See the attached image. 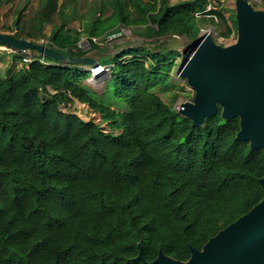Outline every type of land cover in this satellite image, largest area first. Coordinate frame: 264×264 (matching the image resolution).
Masks as SVG:
<instances>
[{
  "label": "trees",
  "instance_id": "trees-1",
  "mask_svg": "<svg viewBox=\"0 0 264 264\" xmlns=\"http://www.w3.org/2000/svg\"><path fill=\"white\" fill-rule=\"evenodd\" d=\"M112 1L115 10L103 21L117 23L103 28L97 16L66 29V1L46 0L38 14L39 23L61 16L47 46L59 39L54 49L74 57H83L74 49L84 35L92 43L120 23L145 25L141 36L158 46L144 42L114 54L103 94L85 83L86 66L46 63L33 51H15L32 61L0 77V264H144L159 252L186 261L189 246L201 249L264 197V153L236 140L238 117L224 120L218 107L193 126L155 91L172 86L177 51L166 39L194 41L199 22L216 17L224 26L219 35L229 38L235 16L225 18L212 0H133L138 16L131 18L122 0ZM20 20L21 12L12 35L24 39ZM75 100L100 123L62 110Z\"/></svg>",
  "mask_w": 264,
  "mask_h": 264
},
{
  "label": "water",
  "instance_id": "water-1",
  "mask_svg": "<svg viewBox=\"0 0 264 264\" xmlns=\"http://www.w3.org/2000/svg\"><path fill=\"white\" fill-rule=\"evenodd\" d=\"M235 41L217 43L209 33L199 35L191 45L183 37L166 39L169 49L183 60L178 74L193 89L191 101L180 104L178 112L199 126L221 108L224 120L239 118L236 140L249 141L252 149L264 153V9L248 0H235ZM0 44L14 51L30 52L63 65H99L97 58L74 57L43 43L0 33ZM264 192V174L259 179ZM186 261L159 252L144 264H264V197L248 212L210 237L201 249L189 246Z\"/></svg>",
  "mask_w": 264,
  "mask_h": 264
},
{
  "label": "rangeland",
  "instance_id": "rangeland-1",
  "mask_svg": "<svg viewBox=\"0 0 264 264\" xmlns=\"http://www.w3.org/2000/svg\"><path fill=\"white\" fill-rule=\"evenodd\" d=\"M66 1L67 4L64 8L65 15L62 17L66 29L76 28L80 29L83 25L86 26L87 22H90L93 18L99 17L101 20L98 27H105L111 24H116V18H109L103 21L106 17L113 14L115 7L112 0H58V6ZM124 2L126 10L131 15V18H137L138 12L136 8L132 5L133 0H122ZM143 3L151 2L152 0H141ZM184 0H168L169 4H175ZM252 6L256 9H264V0H248ZM46 0H0V32L5 34H12L15 31L13 22L15 17L21 12V20L18 28V35L24 37V39L43 43L48 45L51 31L54 26L59 25L62 22L61 16L55 13L48 23H39L38 14L44 8ZM211 5H214L217 9L222 11L225 18H230L232 15L235 16V0H212ZM71 6V8H70ZM67 14V15H66ZM212 22H199L198 26L200 28L199 35L209 33L212 35L214 40L221 45H229L235 41L236 37L230 36L229 38H223L219 35L224 28L221 20L216 17ZM227 24H231L228 20ZM118 31L111 33L105 40L101 38H92V43L85 42V35L81 40L84 39V43L80 42L75 47L74 51L81 54L82 56H87L91 58H97L104 54H107L103 61L106 63L107 69L98 75H93L85 82L92 89L96 90L100 94L104 92V82L110 78L109 67L114 64L115 57L114 54H118L124 51L126 48L141 45L144 42L147 43L146 46L152 48L157 47L158 44L153 43V39L145 38L141 36L144 31L145 25L133 24L126 26L125 24H118ZM184 38V37H183ZM59 39L51 43L52 47L57 46ZM185 45H191L193 41L188 38H184ZM2 47V46H0ZM142 50V52H145ZM173 59V67L169 73L168 84L172 86L158 87L155 91L160 95L163 101L172 104L173 108L178 110L181 103L185 101H191L194 96L193 89L187 84L184 78H181L178 74V69L182 63L183 57L179 52H175ZM14 54L0 52V77L7 78L11 75L17 74L23 70L20 67L17 73L16 70L10 69L9 71L4 70V65L7 60L19 59L13 57ZM41 58V56H39ZM125 56L123 59H126ZM45 59V58H44ZM42 60V59H41ZM47 63L54 62L51 59L46 58ZM102 61V59H101ZM89 66L84 68L88 69ZM170 100H173L171 103ZM111 107L123 110L126 108L124 103H115ZM63 111L76 113L78 116L84 120L93 119L96 123H100V116L97 112L91 110L86 104H81L78 101H74L73 104H69L67 107L62 106ZM103 128L106 129V125L103 124Z\"/></svg>",
  "mask_w": 264,
  "mask_h": 264
},
{
  "label": "built area",
  "instance_id": "built-area-1",
  "mask_svg": "<svg viewBox=\"0 0 264 264\" xmlns=\"http://www.w3.org/2000/svg\"><path fill=\"white\" fill-rule=\"evenodd\" d=\"M223 1V0H222ZM211 8V6H208V8L207 9H210ZM198 15H200V14H198ZM230 25V24H229ZM232 36H234V33L232 34ZM94 39V38H93ZM81 42L82 43H84V39L83 40H81ZM85 42H88V40H86ZM234 42V41H233ZM232 42V43H233ZM4 48H6V49H8L9 51H12V52H15L14 50H12L11 48H7V47H4ZM21 61H22V63H24V64H28V63H30L31 61H32V59H31V57H29V56H24L23 58H21ZM43 62V61H42ZM88 69H89V71L93 74V75H97L98 74V72H104L106 69H107V66H103V65H98L97 67H94L93 65H90L89 67H88Z\"/></svg>",
  "mask_w": 264,
  "mask_h": 264
},
{
  "label": "crops",
  "instance_id": "crops-1",
  "mask_svg": "<svg viewBox=\"0 0 264 264\" xmlns=\"http://www.w3.org/2000/svg\"><path fill=\"white\" fill-rule=\"evenodd\" d=\"M71 8V6H70ZM5 46L0 47V52H6V53H12L14 54V52L9 51L8 49L4 48ZM8 48V47H7ZM14 57V56H13ZM47 63V62H46ZM25 64L22 63L21 58L19 59H15V60H7V62L4 65V70L5 71H9L10 69L16 70L15 73H17V71L19 70L20 67H23ZM15 75V74H14ZM12 76V75H11Z\"/></svg>",
  "mask_w": 264,
  "mask_h": 264
},
{
  "label": "bare ground",
  "instance_id": "bare-ground-1",
  "mask_svg": "<svg viewBox=\"0 0 264 264\" xmlns=\"http://www.w3.org/2000/svg\"><path fill=\"white\" fill-rule=\"evenodd\" d=\"M98 74H101V72H98ZM98 74H97V75H98Z\"/></svg>",
  "mask_w": 264,
  "mask_h": 264
}]
</instances>
